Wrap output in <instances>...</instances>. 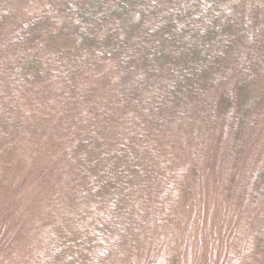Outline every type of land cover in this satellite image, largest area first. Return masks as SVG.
I'll return each instance as SVG.
<instances>
[{"label": "trees", "instance_id": "16d2710c", "mask_svg": "<svg viewBox=\"0 0 264 264\" xmlns=\"http://www.w3.org/2000/svg\"><path fill=\"white\" fill-rule=\"evenodd\" d=\"M261 120L264 0H0V195H48L37 264H178L154 251L221 167L211 142ZM233 176L264 264V170Z\"/></svg>", "mask_w": 264, "mask_h": 264}, {"label": "rangeland", "instance_id": "374dc122", "mask_svg": "<svg viewBox=\"0 0 264 264\" xmlns=\"http://www.w3.org/2000/svg\"><path fill=\"white\" fill-rule=\"evenodd\" d=\"M214 142L215 147L213 141L209 146L210 154L221 167L203 169L204 180L196 185L192 198L194 210L154 251L159 262L172 249L181 258L178 264H244L253 259L251 229L258 214L248 208L247 196H236L237 188L227 191L223 183L229 176L244 179L264 170V120L243 135L236 153L229 135ZM203 153L200 151L197 158L204 160ZM232 172L236 173L230 175ZM23 180L17 179L11 187L14 189L0 195V264H37L46 253L49 229L41 227L39 218L49 208L48 195Z\"/></svg>", "mask_w": 264, "mask_h": 264}]
</instances>
